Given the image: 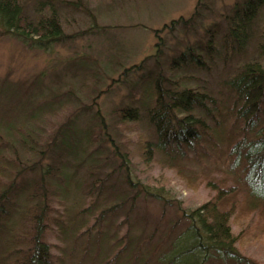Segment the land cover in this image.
Wrapping results in <instances>:
<instances>
[{"label": "trees", "instance_id": "16d2710c", "mask_svg": "<svg viewBox=\"0 0 264 264\" xmlns=\"http://www.w3.org/2000/svg\"><path fill=\"white\" fill-rule=\"evenodd\" d=\"M204 4L198 0L189 17L182 15L155 30L154 52L132 64L122 63L121 77L129 73H139L140 77L117 114L122 127L130 131L142 119L152 125L156 140L141 133L129 151L137 153L146 164L152 161L155 151L169 156L183 155L212 138L220 139L228 148L231 164L229 170L223 169L222 176L205 172L198 179L178 170L188 186L205 183L213 195L193 212L194 220L183 233L156 249L159 264H203L205 254L210 264H262L257 258L242 254V250L250 223L264 222V26L257 45L261 58L245 62L226 80L229 95H233L230 106L221 104L205 87L191 84L192 76H181L178 70L193 64L200 69L211 68L207 58L214 59L221 48L226 59L244 52L264 0H235L231 10L221 14L225 21L223 29L219 22H214L205 29L203 37L196 35L197 46L190 45L189 41L181 42L184 48L174 50L176 55L165 54L163 31L167 28L172 32L177 28L187 31L194 27L203 15ZM0 30V35H12L29 47L46 51L68 36L55 8L48 12L41 8L35 18H29L20 0H0ZM151 59L155 61L154 68L148 64ZM86 64L89 61L80 67L83 73L80 83L70 81L54 90H38L22 110L17 124L0 122V264H64L66 253L62 246L52 242L49 233L66 234L75 217L77 229L85 236L87 245L94 234L99 235L97 238L104 235L107 212H111L109 220H116L114 213L128 200L135 202L142 194L160 196L150 192L148 184L135 180L131 169L126 167L124 158L129 156L127 152L121 155L123 152L118 149L119 144L98 106V99L109 93L113 82L120 78L100 89L99 72L86 69ZM141 69L144 73H140ZM18 88L19 83L5 81L2 85V90L13 92L12 97ZM34 89L25 96L31 95ZM212 107L223 118L221 130L212 129L206 119L210 114L217 118ZM131 136L121 137L132 144ZM97 150H102L103 155L107 151L105 158L116 156L122 162L103 176L88 168L82 183L76 186L81 190L73 191L76 178L69 173L70 167L79 158L94 157ZM81 163L78 161V166ZM121 170L118 180L129 190L113 206L100 208L105 180L110 172ZM74 194L85 203L75 213L72 211L79 207V200H75ZM117 221L113 223L115 245L102 261L136 264L139 259H147L143 244L149 240L135 242L129 216ZM197 222L209 242H204ZM244 224L248 225L242 229L245 232L237 233L234 225ZM192 238L194 243L190 242ZM151 264H156V260Z\"/></svg>", "mask_w": 264, "mask_h": 264}, {"label": "rangeland", "instance_id": "374dc122", "mask_svg": "<svg viewBox=\"0 0 264 264\" xmlns=\"http://www.w3.org/2000/svg\"><path fill=\"white\" fill-rule=\"evenodd\" d=\"M20 1L29 18H35L41 8L44 12L55 8L68 36L64 41L53 43L46 51L37 47H29L12 35H0V122L7 125L17 124L21 119L22 110H25L29 101L34 99L38 90H54L61 84L70 81L80 83L83 74L80 67L83 66L84 61H89L85 67L86 69L93 68L99 72L98 75L102 81L99 84L100 89L107 88L106 86L113 79L120 78L119 81L113 82L109 93H104L98 99V106L104 113L107 125L119 144L118 149L123 152L121 155L127 152L130 157L126 156L124 161L126 167L131 169L135 180L148 184L147 188L150 192L160 195L155 197L142 194L135 202L128 200L117 208V213H114L116 220H109L108 216L111 212H107L105 216L107 215L108 222L103 224V226H107V230L99 238H97L99 235L94 234L90 244H85V236L79 233L75 217L71 220L72 227L66 234L49 233L50 239L56 245L63 247L66 253V256L63 257L64 264H107L102 259L111 252L115 245L116 231L113 223H116L120 217L129 216L133 222L132 235L135 242L142 243L143 239L149 240L143 244V254L148 258L145 259L142 257L146 256H141L142 259L135 263L151 264V261L155 259L156 264H159L158 256L155 257L156 249H160L167 243L170 244L177 234L183 233L194 220L191 218L193 212L209 201L213 195L205 183H200L197 187L188 186L178 170H182L181 172L188 177L198 176V179L199 177L203 178L205 172L219 177L223 175V169L229 170L231 161L226 144L222 143L220 139L213 140V138L207 139L183 155L169 156L155 151L149 164L144 163L137 153H129L136 145L141 133L153 141L156 140V136L152 125L146 119H142L139 125H133L131 131L122 127L117 114L118 109L123 105L132 89L134 90L140 76L139 73L121 76L124 63L125 65L132 64L149 55L150 52H154L152 46L156 41L155 30H160L164 24L170 23L182 15L189 17L198 0ZM201 2H206L203 15L194 27L187 31L182 30L183 28H177L174 32L168 28L162 30L166 42V47L162 45L165 54L176 55L178 50L184 48L181 42L189 41L190 45H196L198 43L196 35L203 37L205 29L214 22H219L223 29L225 21L221 14L229 12L235 0H201ZM263 26L264 7L253 23L252 35L244 52L226 59L221 48L215 53L214 59L207 58L211 68L200 69L193 64L188 68L178 70V74L181 76L191 75V84L205 87L217 96L221 104L230 106L233 95H229L226 80L231 78L238 67L245 62L261 58L257 45ZM195 30L198 31L196 34ZM176 49L177 52L174 51ZM153 59L149 60L148 64L154 68L155 61ZM164 59L162 57L163 63ZM162 69L165 70V67ZM140 73H144V69H141ZM5 81L7 84L19 83V88L15 90L13 97L11 96L13 92L10 93V90H2ZM39 83L42 86L37 88ZM32 88H36L34 89L35 93L32 92L31 95L25 96ZM87 102L90 100L87 99ZM212 111L218 115L215 108L212 107ZM206 119L212 129L221 130L224 128L223 118L220 115L215 118L210 114ZM112 132H110L111 135ZM127 134H131V137L134 138L132 144L127 143L121 137ZM107 154H109L107 151L103 155L102 150H97L93 154L94 157L84 160L79 158L74 164L72 163L73 166L70 167L69 173L72 172L73 177L76 178L73 191L81 190L76 186L82 183L88 168L99 171L97 175L103 176V173L106 174L122 162L116 156L113 159L105 158ZM78 161H82L79 166ZM94 164L95 166H92ZM121 173L122 170L115 173L110 172V177L105 180L100 208L113 206L129 190L118 180ZM27 177L30 178L31 175L28 174ZM198 179L196 178V180ZM133 193L130 196H133ZM73 197L75 200H79V207L72 211L75 213L83 206L84 202L75 194ZM263 223V220L260 221V225L250 223L247 227L248 239L245 242V249L242 250V254L251 255L262 264L264 263ZM197 226L203 234L205 241L203 239L202 241L206 243L208 239L205 231L201 229L199 222H197ZM246 226L248 225L244 224L241 227L234 225V229L237 233H244L245 231L242 229ZM187 234L186 231L183 235ZM193 239L190 240L191 243H194L195 239ZM202 249L206 253L205 249ZM202 261L203 264H210L206 254ZM118 264L123 263L119 262Z\"/></svg>", "mask_w": 264, "mask_h": 264}]
</instances>
